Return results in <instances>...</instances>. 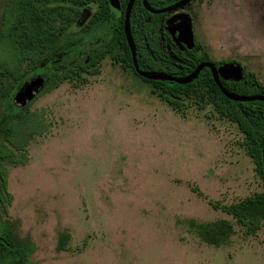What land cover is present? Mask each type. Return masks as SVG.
<instances>
[{
	"label": "rangeland",
	"instance_id": "obj_1",
	"mask_svg": "<svg viewBox=\"0 0 264 264\" xmlns=\"http://www.w3.org/2000/svg\"><path fill=\"white\" fill-rule=\"evenodd\" d=\"M8 1L0 0V22ZM93 10H83L71 38L83 37ZM184 11L194 43L211 61L240 65L264 85V0H195ZM115 25L83 37L35 75L42 91L51 75L110 48L97 74L66 79L28 107L39 125L19 139L26 164L8 165L11 199L0 215L33 244L37 264H264V226L246 236L221 209L263 191L243 135L196 98L178 111L152 94L116 62ZM12 104L0 103V125ZM217 220L234 229L218 247L195 229ZM63 234L68 242L58 251Z\"/></svg>",
	"mask_w": 264,
	"mask_h": 264
},
{
	"label": "trees",
	"instance_id": "obj_2",
	"mask_svg": "<svg viewBox=\"0 0 264 264\" xmlns=\"http://www.w3.org/2000/svg\"><path fill=\"white\" fill-rule=\"evenodd\" d=\"M127 2L128 0H119L122 11ZM147 2L159 8L172 0H147ZM85 6L94 7V10L81 28L83 37L91 35L104 24L115 19L112 39L114 47L119 51L116 62H123L137 78L148 83L152 94L178 111H183L186 107L183 104L185 99L196 98L202 103L201 107L211 105L220 119L237 126L243 135L242 145L263 182V191L236 204L222 206L221 209L235 219L246 236L256 234L264 226L262 163L264 103L233 102L226 99L207 69L202 70L197 79L187 85L142 79L135 73L132 65L131 54L123 33V16L120 18L114 16L108 0H9L4 6L0 22V78H2L0 81H5V86H0V103L8 101L12 104L14 94L27 76L38 74L42 64L74 51L82 44L83 37L71 38L70 31L76 25ZM158 17L148 13L139 0L135 2L131 12L130 27L141 70L184 77L192 73L199 63L209 60L207 54L198 56L194 51H189L186 58L179 56L182 61L180 70L168 60H163V54L156 50L154 44L156 31L152 22ZM109 49V47L102 48L88 56L87 61L76 68L48 77V84L39 96L50 92L66 79L86 81L85 77L88 75L97 74L101 61L110 53ZM222 63L224 64V62L220 64ZM221 83L230 93L240 96H264V85L253 72H244L241 81ZM33 102L24 107L12 104L9 119L0 125V207L4 212L11 199L6 190L8 165L26 164L25 146L19 139L30 138L36 132L34 130L36 125H39L34 115L28 111V107ZM212 206L216 209L220 207L217 204ZM14 227L15 224L10 226L0 215V264H37L31 260L34 252L33 244L15 235ZM195 229L202 241L216 247L226 244L234 235L233 224L227 220L199 224ZM67 242L68 235H61L57 250L63 251Z\"/></svg>",
	"mask_w": 264,
	"mask_h": 264
},
{
	"label": "water",
	"instance_id": "obj_3",
	"mask_svg": "<svg viewBox=\"0 0 264 264\" xmlns=\"http://www.w3.org/2000/svg\"><path fill=\"white\" fill-rule=\"evenodd\" d=\"M136 0H129L125 13H124V21H123V33L127 42V46L129 48L131 54L132 65L135 73L141 77L142 79L148 81H160V82H172L179 85H187L197 79L199 73L207 68L211 72L212 79L220 90V92L224 95V97L233 102H263L264 96H240L234 93L228 92L223 86L222 81H241L243 79V68L240 65H236L234 63H224L218 68H216L213 64L209 62H204L199 64L192 73L184 77L170 76L163 72H148L143 71L139 68L136 54V46L133 40V36L130 28V16L133 4ZM193 0H180L170 6H167L162 9L153 8L147 0H141L144 9L150 13L151 15H160L164 13H171L173 11H177L182 9L184 6L189 4ZM108 4L110 9L116 15L120 14V5L118 0H108ZM178 21L176 27H178L179 39L182 43H185L188 48H192L194 46L193 41V33L191 27V20L186 14H179L173 17L169 23H173ZM175 27V28H176ZM171 35H174V29L169 28ZM42 79L40 77H34L30 81L23 84L21 89L15 94L13 101L18 107H24L29 102H31L40 92L42 88ZM262 163H263V172H264V146L262 150Z\"/></svg>",
	"mask_w": 264,
	"mask_h": 264
},
{
	"label": "flooded vegetation",
	"instance_id": "obj_4",
	"mask_svg": "<svg viewBox=\"0 0 264 264\" xmlns=\"http://www.w3.org/2000/svg\"><path fill=\"white\" fill-rule=\"evenodd\" d=\"M119 1V0H118ZM129 1V0H128ZM137 1V0H136ZM135 1V2H136ZM140 2H141V0H139ZM178 1H180V0H172V2H170L169 4H167V5H165V6H162V7H159V8H155V7H153V8H155V9H162V8H165V7H167V6H170V5H172V4H174V3H176V2H178ZM193 1H195V0H193ZM193 1H191V2H193ZM196 1H199L200 3H202V2H204V1H208V2H211V1H213V0H196ZM135 2H134V4H135ZM190 2V3H191ZM128 3V2H127ZM189 3V4H190ZM134 4H133V6H134ZM141 4H142V2H141ZM119 5H120V3H119ZM127 5V4H126ZM188 5V4H187ZM186 5V6H187ZM143 6V5H142ZM89 6H85V7H83L82 8V11H81V15H80V17H79V19H78V21H77V23L78 22H80L83 18H84V15H83V10L84 9H87ZM90 8V7H89ZM184 8H185V6L183 7V10L182 11H180V10H177V11H173V12H171V13H164V14H160V15H154V16H159L158 18L159 19H157V18H155L154 20H153V22H152V26L154 27V30L156 31L155 32V42H154V44H155V48H156V50L159 52V53H161V54H163V60H168L170 63H172L173 65H174V67L176 68V69H178V70H180L181 68H180V66L182 65V61L179 59V56H183L184 58H186L187 57V55H188V52L189 51H194L195 53H196V55H198V56H202L203 54H207L206 52H204V51H202V50H200L198 47H197V45L194 43V46L190 49V48H188L187 46H186V44L185 43H182L181 41H180V39H179V34H178V27H176L177 26V24H178V21H175V22H173V23H169V21L173 18V17H175L176 15H179V14H186V12L184 11ZM125 9H126V6H125ZM125 9H124V11H122L121 10V7H120V14L119 15H116L115 13H114V16H116L117 18H120V17H122L123 16V21H124V13H125ZM132 9H133V7H132ZM132 12V11H131ZM92 13V12H91ZM90 13V14H91ZM187 15V14H186ZM130 18H131V16H130ZM87 21V20H86ZM114 21H115V19H114ZM123 23V22H122ZM176 27V28H175ZM131 28V27H130ZM169 28H172V29H174L175 31H174V35H171V33H170V31H169ZM134 40V39H133ZM208 55V54H207ZM208 57H209V55H208ZM86 61H87V59H86ZM162 61V60H161ZM204 62H209V63H211V64H213L216 68H218L219 66H221L222 64H220L221 62H218L217 64H216V62H213V61H211V59H210V57H209V60L208 61H203V62H201V63H204ZM201 63H199V64H201ZM198 64V65H199ZM197 65V66H198ZM196 66V67H197ZM204 69H207V68H204ZM203 69V70H204ZM208 71H209V73H210V75H211V72H210V70L209 69H207ZM194 71V70H193ZM163 73H165V72H163ZM167 74V73H166ZM200 74V73H199ZM37 75V74H36ZM35 76V75H34ZM35 77H37V76H35ZM212 77V76H211ZM32 78H34L33 76L30 78V80L32 79ZM29 80V81H30ZM23 86V85H22ZM21 86V87H22ZM21 87L19 88V90L21 89ZM18 90V91H19ZM17 91V92H18ZM16 92V93H17ZM41 92V91H40ZM40 92H39V94H40ZM15 93V94H16ZM15 94H14V96H15ZM39 94L31 101V102H33L34 100H36V98L39 96ZM14 96H13V98H14ZM30 103V102H29ZM28 103V104H29ZM27 104V105H28ZM26 105V106H27Z\"/></svg>",
	"mask_w": 264,
	"mask_h": 264
}]
</instances>
